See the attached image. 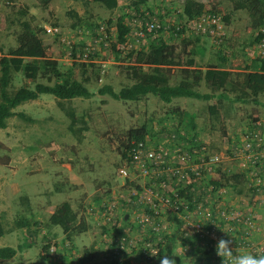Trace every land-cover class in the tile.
Returning a JSON list of instances; mask_svg holds the SVG:
<instances>
[{
	"label": "rangeland",
	"instance_id": "1",
	"mask_svg": "<svg viewBox=\"0 0 264 264\" xmlns=\"http://www.w3.org/2000/svg\"><path fill=\"white\" fill-rule=\"evenodd\" d=\"M118 1V6L110 9L91 0H53L47 8L40 0H0V59L18 46L23 30L21 24L29 21L42 37L48 55L60 62L63 71L85 81L94 92L90 98L76 97L62 101L63 104H59L54 95L43 93L38 99L16 108L31 116L32 121L16 115L8 120L6 128L0 129V225L3 227L0 245L24 246L14 257L0 259V264H81L80 257L91 245L97 248L91 264H110L116 239L122 236L128 237V250L134 258L132 264H148L147 246L152 248V253L160 250L159 254L165 255L167 245L162 246V240L159 244L150 241L153 237L163 238V234L168 241V228L158 234L140 230L136 218L151 212V208L147 209V203L135 204L134 194L152 191L153 187L155 191H163L159 183L172 179L163 173H144L139 169H132L128 178L120 174L119 168L127 159L123 157L122 146L131 131L146 126L151 146H157V139H168L175 132L178 134L175 143L184 145L185 149L195 143L205 148L206 155L218 154L234 165L228 158L231 146L246 129L264 118V93L258 103L219 96L211 100L185 96L166 103L153 94L126 100L98 93V88L104 84L120 90L132 83L123 65L130 63L127 55L131 49L148 45L149 40L138 41L134 31L149 15L168 23L185 17L186 0H149L141 10L134 7L133 0ZM242 1L249 0H194L195 12L215 10L220 13L224 30L222 42L210 36L201 37L200 45L204 50L195 56L199 67L220 62L221 54L231 60L234 69H242L260 56L258 45L261 42L257 41V36L264 26H252L249 7L236 8ZM121 19L131 26L127 39L133 41L132 46L118 38L117 22ZM49 26H57L60 33H50L46 28ZM166 37L181 44L180 38H172L169 33ZM74 45L79 47L76 51ZM85 47H88V55L77 59L76 54ZM187 49H191V45ZM174 73L178 79V68H174ZM26 83L28 80L23 74L17 73L11 89ZM198 89L210 90L204 82ZM62 105L74 108L79 119L77 127L86 128L82 140L69 130L71 120ZM211 105H215V113ZM185 112L195 114V129L190 127ZM165 143L173 150L175 143ZM178 160L175 157L167 161L174 164ZM221 175L228 177V174ZM229 177L244 185L245 194L251 200L245 179L239 178L236 182L234 176ZM233 190L239 192L236 188ZM24 195L30 199V208L22 201ZM63 200H69L79 216L90 223L88 231L76 235L71 242L62 228L49 220L56 205ZM159 208L168 225L179 222L174 212L162 205ZM106 209H109L110 220L105 218ZM24 217L28 218L29 225L16 227L15 221ZM176 232L173 253L177 264H201L197 262L198 255L205 253L196 245V236L187 238L180 229ZM47 243L56 250L43 254ZM183 243L191 248L183 250ZM177 246L182 250L178 248V251Z\"/></svg>",
	"mask_w": 264,
	"mask_h": 264
},
{
	"label": "trees",
	"instance_id": "2",
	"mask_svg": "<svg viewBox=\"0 0 264 264\" xmlns=\"http://www.w3.org/2000/svg\"><path fill=\"white\" fill-rule=\"evenodd\" d=\"M51 1L53 0H40V3L47 8ZM91 1L99 2L110 9L116 8L119 4L118 0ZM148 1L133 0V5L137 10H141V7ZM195 7L194 0H186L184 19L197 14ZM246 7L250 8L252 26L255 28L264 26V0L242 1L236 5L237 9ZM21 12L26 13L25 10ZM224 18L228 20L229 17L225 16ZM21 26L23 30L19 35L18 46L10 54L2 56L0 59V129L6 128L8 120L16 115L32 121L31 116L23 111H16V108L27 101L38 99L43 93L54 95L59 99V104L76 97L90 98L94 95L85 81L75 78L71 72L63 71L60 62L48 55L42 37L29 21H23ZM117 27L118 38L121 41H127L131 26L121 19L117 22ZM202 36L188 32L185 25H182V28L177 31V35L170 34L172 38L181 39L180 45L171 42L162 33L156 39H149L148 45H142L128 52L127 58L130 63L123 65V69L132 83L123 86L120 90H116L111 84H104L98 88V93L126 100H138L148 94H153L166 103L172 102L174 98L185 96L200 100H211L219 96L235 101L258 103L264 93V58L259 56L252 59L251 63L244 68L234 69L231 60L220 54V62L209 63L204 68L199 67L196 64L195 56L203 53L204 49L200 45ZM263 39L264 27L260 29L257 41L261 42ZM189 45H191V49H187ZM82 46L83 44L80 47ZM78 48V45H74V51ZM185 59H187L186 63H184ZM174 68H178V79L175 76ZM17 73H22L28 83L12 90L14 76ZM41 79H45V81ZM203 82L210 89L209 91L202 92L198 89ZM31 83L33 85H30ZM62 108L71 120L69 130L79 140H82L83 131L86 128L77 127L79 119L75 109L66 108L64 105ZM211 110L213 113L216 112L215 105H211ZM184 116L189 117L188 123L191 128L195 129V114L185 112ZM260 120L264 121V118ZM147 132L146 126L131 131L130 137L124 141L122 146L123 157H128L131 141L145 139ZM227 176L229 177V175ZM232 176L236 182L239 178L245 179L243 173H233ZM182 194H185V191H182ZM22 201L30 208V199L27 195L22 197ZM49 220L53 225H59L62 228L66 239L70 242L76 235L86 232L90 228V223L84 217L79 216L69 200L58 203ZM15 224L16 227H24L29 225V220L24 217L17 219ZM1 229H3L2 225H0L2 234L3 230L1 231ZM176 243L175 237L169 239L166 251L173 253ZM23 248L22 244L17 248L9 245L0 246V259L12 258ZM48 252H54L49 243L43 247V254ZM96 252L97 248L94 245L87 247L79 259L81 264H91ZM111 255L110 264H132V259H134L133 253L122 248H119L118 252L113 249ZM140 255L142 256V254Z\"/></svg>",
	"mask_w": 264,
	"mask_h": 264
},
{
	"label": "built area",
	"instance_id": "3",
	"mask_svg": "<svg viewBox=\"0 0 264 264\" xmlns=\"http://www.w3.org/2000/svg\"><path fill=\"white\" fill-rule=\"evenodd\" d=\"M221 14L216 11H204L175 22L168 23L159 19L156 15H149L147 21L141 23L134 31L137 40L156 39L160 33L165 36L175 33L185 25L186 30L193 34H201L215 38L222 42L224 30ZM52 33H60L57 26L46 27ZM132 46V40L123 42ZM88 47L76 54V58L86 57ZM260 56L264 58V39L258 45ZM178 134L173 132L167 138L157 139V146H151L149 134L145 139L131 141L128 149V157L124 166L119 168L122 176L128 178L132 175V169L141 172H155L169 175L172 180L164 179L159 183L163 191L146 190L145 193L136 191L135 202L147 203L151 212L144 213L136 218L137 226L141 230H150L153 233L164 232L168 224L161 216V205L174 212L181 222L180 228L185 237L195 235L198 247L209 255V260H200L201 264H221V258L215 253V244L219 237L224 236L234 241L237 252H253L264 254V246L249 241L252 234L260 227L256 208L264 204V121L258 120L246 129L240 139L231 148L228 156L234 162L232 166H223L224 157L218 154L206 155L204 147H198L195 143L189 149L184 145L175 143ZM166 141L175 143L173 150L166 145ZM198 144V143H197ZM178 157V162L171 164L169 158ZM224 174L243 173L250 188L253 198L247 203V208L242 209L228 202L222 195L221 189L214 179L220 176L218 171ZM170 183V185H169ZM155 188V189H154ZM187 189V190H186ZM170 192H167L169 191ZM185 191V194H182ZM147 200V201H146ZM135 203V204H136ZM109 209L104 215L111 219ZM162 246L167 245L164 238ZM121 247H125L128 239H117ZM151 244V243H150ZM161 246V247H162ZM190 246V245H189ZM189 246L186 249H189ZM191 248V247H190ZM155 252H158L157 250ZM200 259V258H199ZM199 262V261H198Z\"/></svg>",
	"mask_w": 264,
	"mask_h": 264
},
{
	"label": "crops",
	"instance_id": "4",
	"mask_svg": "<svg viewBox=\"0 0 264 264\" xmlns=\"http://www.w3.org/2000/svg\"><path fill=\"white\" fill-rule=\"evenodd\" d=\"M236 142L237 141H235V143ZM233 145L231 146V148H233ZM226 160L227 159H225V161H223V163H222L223 166L227 167V165H230V166L233 165V164H228L229 162L226 161ZM229 160H231V159H229ZM232 167L235 168V165H233ZM218 172L220 173V176L217 177V178H215L214 179V182L221 189H223L222 195L224 196V198L228 202L232 203L234 206H239L242 209H246L247 208V203L250 202V198H248L247 195L245 194L246 193V190L244 188V185H241L240 183H235L232 178L225 177V176L221 175L222 172L220 170ZM244 184L246 186H248L247 183L244 182ZM233 188L238 189L239 192H235L233 190ZM251 195H252V192H251ZM252 198H253V195H252ZM136 204H139V203H136ZM147 209L149 210V206H147ZM256 210H257L256 211L257 212V215L259 217L260 227H258L257 230L254 232V234H252L251 238L249 237V241L252 240V243L253 242H256V243L264 246V204L259 205V207H257ZM177 220H178V217H177ZM177 224H178V226H177ZM177 224H172L171 223V224L168 225V227H167L168 228V233L170 234V238L169 239H171L172 237H175L176 238V235L178 236V233L176 232V230H178V229L181 230V228H180L181 222L179 221V222H177ZM196 245L198 246V242H197ZM181 246L183 247V250H185V248L188 247L189 245L184 244V245H181ZM190 247H191V245L189 246V248ZM178 248L180 250H182V248L180 246H177V250L180 251ZM198 256H199L200 259H198L197 262L199 261V263H201L200 260H206V261L209 260V255L207 254V252L204 254L205 257L202 256L201 253Z\"/></svg>",
	"mask_w": 264,
	"mask_h": 264
},
{
	"label": "clouds",
	"instance_id": "5",
	"mask_svg": "<svg viewBox=\"0 0 264 264\" xmlns=\"http://www.w3.org/2000/svg\"><path fill=\"white\" fill-rule=\"evenodd\" d=\"M215 253L221 258V264H264V254L243 251L237 252L231 238L221 236L215 244ZM157 264H177V256L169 251L165 255L149 253Z\"/></svg>",
	"mask_w": 264,
	"mask_h": 264
},
{
	"label": "bare ground",
	"instance_id": "6",
	"mask_svg": "<svg viewBox=\"0 0 264 264\" xmlns=\"http://www.w3.org/2000/svg\"><path fill=\"white\" fill-rule=\"evenodd\" d=\"M122 237H126V236H122ZM121 237H119V238H117V239H120ZM127 238V237H126ZM128 246H129V241H127V244H126V246L125 247H121V245L118 243V241H117V244H116V246H115V251L116 252H118V250H119V248H122V249H125V251H127V252H130L129 250H128ZM153 246V245H152ZM55 249L56 248H53V247H51V250L52 251H55ZM151 249L152 248H148V246L146 247V250H145V252H146V258H147V261H148V264H157V261L149 254L150 252H151ZM152 253V252H151ZM156 253H159V251L158 252H155V253H152L153 255H155ZM139 254H142L141 252L139 253ZM122 256V254L120 255V257Z\"/></svg>",
	"mask_w": 264,
	"mask_h": 264
}]
</instances>
